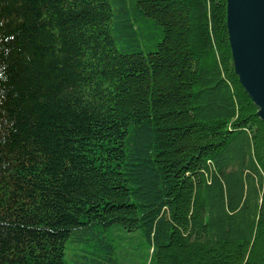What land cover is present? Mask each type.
<instances>
[{
    "label": "trees",
    "instance_id": "16d2710c",
    "mask_svg": "<svg viewBox=\"0 0 264 264\" xmlns=\"http://www.w3.org/2000/svg\"><path fill=\"white\" fill-rule=\"evenodd\" d=\"M257 112L226 0H0V264H264Z\"/></svg>",
    "mask_w": 264,
    "mask_h": 264
},
{
    "label": "water",
    "instance_id": "95a60500",
    "mask_svg": "<svg viewBox=\"0 0 264 264\" xmlns=\"http://www.w3.org/2000/svg\"><path fill=\"white\" fill-rule=\"evenodd\" d=\"M233 66L264 123V0H226Z\"/></svg>",
    "mask_w": 264,
    "mask_h": 264
},
{
    "label": "rangeland",
    "instance_id": "374dc122",
    "mask_svg": "<svg viewBox=\"0 0 264 264\" xmlns=\"http://www.w3.org/2000/svg\"><path fill=\"white\" fill-rule=\"evenodd\" d=\"M105 237L115 246L117 264H150L149 245L142 236L141 231L127 233L120 228L114 226L105 233ZM92 244L100 245V242L91 241ZM81 243L73 245L68 242L66 245V263L74 264L75 261L71 258L74 250L82 248ZM106 251V250H105Z\"/></svg>",
    "mask_w": 264,
    "mask_h": 264
}]
</instances>
